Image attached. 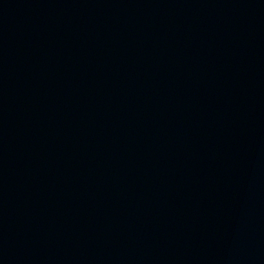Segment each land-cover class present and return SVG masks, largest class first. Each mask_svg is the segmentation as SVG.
I'll return each instance as SVG.
<instances>
[{"label": "water", "instance_id": "95a60500", "mask_svg": "<svg viewBox=\"0 0 264 264\" xmlns=\"http://www.w3.org/2000/svg\"><path fill=\"white\" fill-rule=\"evenodd\" d=\"M0 264H264V0H0Z\"/></svg>", "mask_w": 264, "mask_h": 264}]
</instances>
